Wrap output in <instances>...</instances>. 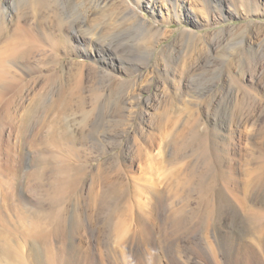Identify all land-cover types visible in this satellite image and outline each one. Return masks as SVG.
<instances>
[{
    "label": "rangeland",
    "instance_id": "obj_1",
    "mask_svg": "<svg viewBox=\"0 0 264 264\" xmlns=\"http://www.w3.org/2000/svg\"><path fill=\"white\" fill-rule=\"evenodd\" d=\"M0 264H264V0H0Z\"/></svg>",
    "mask_w": 264,
    "mask_h": 264
},
{
    "label": "bare ground",
    "instance_id": "obj_2",
    "mask_svg": "<svg viewBox=\"0 0 264 264\" xmlns=\"http://www.w3.org/2000/svg\"><path fill=\"white\" fill-rule=\"evenodd\" d=\"M133 14V13H132ZM131 16H133V15H131ZM128 17V16H127ZM136 17V16H135ZM134 21V20H133ZM62 23V21L61 20H59V24H61ZM71 28V27H70ZM78 31V30H77ZM78 36H81V37H83L82 35H79V34H77V37ZM66 37V36H65ZM84 38V40L85 41H88V42H91L92 43V46H94V48H95V50L98 52V53H102V51L104 50V49H113L114 48V44L113 43H111V42H107L106 44H100V43H98V41L99 40H97L96 39V41H94V40H92V39H90V38H88V37H83ZM65 41V40H64ZM58 40L56 41H53V44H54V47H57V45H58ZM116 49H117V51L118 50H120L119 49V47H115ZM144 228V227H143ZM145 230V229H144Z\"/></svg>",
    "mask_w": 264,
    "mask_h": 264
}]
</instances>
